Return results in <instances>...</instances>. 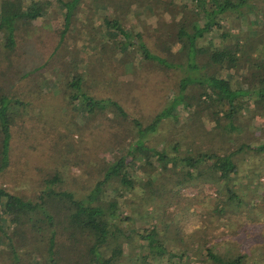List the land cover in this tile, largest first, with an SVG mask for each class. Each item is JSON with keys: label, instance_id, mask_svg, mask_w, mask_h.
<instances>
[{"label": "rangeland", "instance_id": "1", "mask_svg": "<svg viewBox=\"0 0 264 264\" xmlns=\"http://www.w3.org/2000/svg\"><path fill=\"white\" fill-rule=\"evenodd\" d=\"M53 2L29 31L18 33L14 52L5 49L0 33V86L7 89L9 97L28 105L16 116L12 127L10 167L0 173V187L32 197L42 191L46 175L59 170L63 183L56 188L69 189L83 198L103 178L101 167L127 156L130 118L150 121L177 94L183 77L180 70L169 71L156 60H143L137 46L121 59L122 54L113 47L117 44L115 38L112 40L106 32L104 19L119 15L132 37L140 32L142 42L152 53L167 59L172 57L166 49L176 41L174 37L183 17L201 24L206 18L201 10L194 13L181 4L172 5L171 0H82L61 38L65 9L58 0ZM217 18L222 28L200 39L198 48L212 51L239 42L243 52L237 66L222 67L207 65L208 55L201 54L199 62L206 65L201 67L202 72L231 79L234 87L251 86L252 74L258 71L257 65L264 56V0H251L241 11H228ZM224 32L229 33L226 38L221 36ZM131 41L132 38L124 40L127 45ZM179 49V45L173 46L176 59L181 57ZM73 72L81 73L92 86L86 88L89 93L117 101L128 117L98 110L86 114L71 107L62 87ZM190 93L187 96L193 106L188 110L180 108L177 122L164 120L150 136L148 142L158 150L165 149L174 155L171 147L178 143L180 149L175 156L180 158L200 151L227 154L239 145L264 143V111L254 107L253 100L243 98L246 109L235 122L240 129L226 134L214 127L209 109L197 103L196 88ZM234 160L238 172L227 180L214 182L205 176L173 187L177 178L171 173L162 175V166L153 159L157 169L152 176L156 177L155 185L162 189L161 198L147 197L145 181L150 175L145 167H138L140 162L134 169L139 176L134 189L117 182L109 185L108 198L116 193V187L128 197L123 212L131 220H117L122 228L134 230L127 251L138 244L137 230L155 224L167 238H181L176 247H191L190 263L206 264L198 262L209 247L246 254L248 264H264V152L243 151ZM228 187L238 194L240 201L226 203ZM148 210H156L157 217L147 214ZM168 225L172 227L169 229ZM177 231L179 235L174 236ZM23 250L30 248L16 251L21 264L37 262L38 258L31 260ZM6 251L5 244L0 245V264H13Z\"/></svg>", "mask_w": 264, "mask_h": 264}, {"label": "trees", "instance_id": "2", "mask_svg": "<svg viewBox=\"0 0 264 264\" xmlns=\"http://www.w3.org/2000/svg\"><path fill=\"white\" fill-rule=\"evenodd\" d=\"M58 1L62 4L61 8L65 9L64 30L61 32V38H64L82 0ZM250 1L171 0L172 5L181 4L185 10L192 9L194 13L201 10L206 18L201 24L197 20L183 17L174 37L176 41L166 49L172 57L167 58L171 62L152 53L148 45L142 42L140 32L132 37L122 25L119 15L104 19L106 32L109 38H115L117 44L113 47L120 51L121 59L128 57L131 47L137 46L143 60H156L169 71L180 70L183 77L178 83V92L150 121L143 123L136 117L130 118L131 138L126 145L127 156L101 167L104 170L103 178L97 181L86 197H78L76 192L69 189H57L56 186L63 183L59 170L46 175L42 191L32 197L14 194L5 187H0V245L5 244L7 251L4 253L12 257L13 264H21L16 251L24 248H30V251H23L31 260L38 258L37 262L33 261L34 264H126V261H131L132 264H193L190 263L191 247L185 244L182 245L183 248L176 247L178 242L181 243V238H167L155 224L137 230L138 244L127 251L126 245L130 243L131 232L134 230L122 228L117 220H131L123 212L128 197H124L119 192L121 188L116 187V193L108 198V186L117 182L123 187L134 189L139 177L134 169L140 162L138 167H145V172L150 175L145 181V190L149 193L147 197L161 198L162 189L155 185L156 177L152 176L157 169L153 159L162 166V175L171 173L177 178L175 187L205 176L214 182L227 180L238 172L235 155L243 151L264 152V143L258 146L243 144L227 154L200 151L195 155L187 154L179 158L175 155L178 154L180 144L176 143L171 147L174 154L171 155L165 149L158 150L148 142L164 120L177 122L178 110H188L193 106L187 96L193 88L197 90V103L204 105V109H209L208 116L214 120V127L220 128L219 132L229 134L240 129L235 122L246 109L244 97L253 100L254 107L258 106L264 111V56L257 65L258 71L252 74L251 86L247 87H234L231 79L203 73L204 68L201 67L206 65L199 62L201 54H207V65L237 66L240 53L243 52L239 42L219 46L212 51L205 47L199 49L198 42L217 28H222L217 18L220 14L241 11ZM53 3V0H0V33L8 53L16 49L18 33L29 31L35 21L44 17ZM228 35L226 32L221 34L224 38ZM131 38L132 41L127 45L124 40ZM176 44L180 46L179 59L173 55V46ZM102 46L107 50V43ZM73 67H76V63ZM89 87L92 86L88 85L81 73L73 72L66 78L62 91L71 107H78L86 114H93L98 110L111 114L118 112L120 116L128 117L117 101L109 97L97 98L94 93L86 90ZM5 90L7 91L0 86V173L10 167L11 132L16 116L28 106L9 97ZM222 120L224 124H221ZM228 190L230 195L227 197V204L241 200L233 189ZM155 212L156 210H148L147 214L156 216ZM171 227L172 225H168L169 229ZM177 233L179 232L174 236H178ZM247 257L243 253L234 254L206 247L202 261H195L206 264H248Z\"/></svg>", "mask_w": 264, "mask_h": 264}]
</instances>
